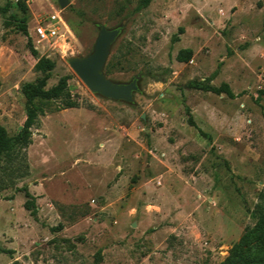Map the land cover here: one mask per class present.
Here are the masks:
<instances>
[{
  "label": "rangeland",
  "instance_id": "374dc122",
  "mask_svg": "<svg viewBox=\"0 0 264 264\" xmlns=\"http://www.w3.org/2000/svg\"><path fill=\"white\" fill-rule=\"evenodd\" d=\"M140 2L0 0V124L9 135L24 126L23 86L42 76L39 57L55 62L47 88L69 76L67 94L37 100L44 114L22 155L2 162L0 264H221L256 225L264 0ZM50 23L57 36L40 40L36 28ZM100 24L125 25L104 72L117 82L139 76L131 104L91 92L67 61L93 52ZM187 48L192 60L178 61ZM192 81L226 83L234 96Z\"/></svg>",
  "mask_w": 264,
  "mask_h": 264
},
{
  "label": "trees",
  "instance_id": "16d2710c",
  "mask_svg": "<svg viewBox=\"0 0 264 264\" xmlns=\"http://www.w3.org/2000/svg\"><path fill=\"white\" fill-rule=\"evenodd\" d=\"M151 1L152 0H141L140 8H146ZM23 10L26 11V8L23 7ZM22 27L27 34L26 25ZM28 45L33 56L38 57L39 52L34 47L31 39L28 40ZM192 57L193 50L190 48L181 49L177 54V60L184 63L191 61ZM54 68V61L46 57H39L35 69L40 72L42 76L38 78L36 82H28L23 86V93L27 101V118L20 132L17 135L11 136L6 128L0 124V170L4 159L12 160L13 158L19 157L22 155V151L30 144L32 128L36 124L39 115L44 114V109L37 104V100H52L67 94L69 76L62 77L55 86L47 88L48 80ZM188 86L204 91H211L216 94L226 93L228 96H234L230 86L226 83L219 87H214L206 81H192L188 83ZM260 93L264 94V90H261ZM66 105L68 107H74L76 102L72 101L69 96ZM190 123L195 125L191 119ZM200 131L203 135H206L202 130ZM25 191L28 197L25 207L31 211L32 215H36L37 207L35 197L27 189ZM263 211L262 206H259L256 225L243 234L240 241L235 245L231 255L221 264H264ZM256 215L257 213H255V216Z\"/></svg>",
  "mask_w": 264,
  "mask_h": 264
},
{
  "label": "water",
  "instance_id": "95a60500",
  "mask_svg": "<svg viewBox=\"0 0 264 264\" xmlns=\"http://www.w3.org/2000/svg\"><path fill=\"white\" fill-rule=\"evenodd\" d=\"M58 2L61 8H65L70 0ZM124 27L123 24L110 29L100 24L93 52L88 56H71L67 61L91 92L106 99L131 104L134 102V95L140 89L139 76H135L130 82H117L108 78L104 72L111 49Z\"/></svg>",
  "mask_w": 264,
  "mask_h": 264
},
{
  "label": "built area",
  "instance_id": "2783aa9c",
  "mask_svg": "<svg viewBox=\"0 0 264 264\" xmlns=\"http://www.w3.org/2000/svg\"><path fill=\"white\" fill-rule=\"evenodd\" d=\"M51 19L53 22L59 23L60 17L58 15H52ZM36 34L40 40H50V38L57 36L58 30L55 28V23H50L48 26L38 25Z\"/></svg>",
  "mask_w": 264,
  "mask_h": 264
}]
</instances>
